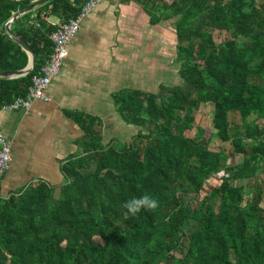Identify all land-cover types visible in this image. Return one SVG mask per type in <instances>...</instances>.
<instances>
[{
	"label": "trees",
	"instance_id": "trees-1",
	"mask_svg": "<svg viewBox=\"0 0 264 264\" xmlns=\"http://www.w3.org/2000/svg\"><path fill=\"white\" fill-rule=\"evenodd\" d=\"M34 1L0 0V72L28 64L6 25ZM89 1L52 0L36 11L64 23ZM122 2L141 5L153 25L172 22L181 82L115 96L129 130L138 128L129 141L107 145L100 121L72 114L83 154L62 164L59 189L40 182L0 200V264H264V0ZM33 14L13 30L37 64L0 78V106L28 94L54 50L58 27L35 28ZM203 105L214 130L196 118ZM144 195L158 207L126 219L125 202Z\"/></svg>",
	"mask_w": 264,
	"mask_h": 264
},
{
	"label": "crops",
	"instance_id": "crops-1",
	"mask_svg": "<svg viewBox=\"0 0 264 264\" xmlns=\"http://www.w3.org/2000/svg\"><path fill=\"white\" fill-rule=\"evenodd\" d=\"M38 15L34 11L32 19ZM62 23L50 16L45 31ZM164 24L153 25L141 5L122 0H107L82 20L69 56L50 84V102L35 101L29 111H0V129L13 146L11 167L0 182V200L40 182L59 189L62 164L83 154L79 142L84 131L73 113L100 121L105 144L123 138L129 127L116 111L115 96L123 90L156 93L160 84L171 82L178 40L175 29ZM172 46L170 60L166 52ZM112 130H117L116 137ZM241 160L237 156L236 164Z\"/></svg>",
	"mask_w": 264,
	"mask_h": 264
},
{
	"label": "built area",
	"instance_id": "built-area-1",
	"mask_svg": "<svg viewBox=\"0 0 264 264\" xmlns=\"http://www.w3.org/2000/svg\"><path fill=\"white\" fill-rule=\"evenodd\" d=\"M107 0H90L81 10L80 16L62 23L50 38L54 43V50L44 64L32 77V84L29 92L25 96H20L13 103L0 106V111H29L35 101L50 102V84L60 71L69 56V50L73 39L81 31L82 20L97 10ZM49 12H42L40 16L31 21L35 28L42 27V21H47L50 17ZM13 157V146L0 129V182L11 167Z\"/></svg>",
	"mask_w": 264,
	"mask_h": 264
},
{
	"label": "rangeland",
	"instance_id": "rangeland-1",
	"mask_svg": "<svg viewBox=\"0 0 264 264\" xmlns=\"http://www.w3.org/2000/svg\"><path fill=\"white\" fill-rule=\"evenodd\" d=\"M201 20H203V19H201ZM164 25H166L167 27L170 26L172 29H174L173 26H172V22H168V23L165 22ZM221 34H223V35H220L219 33H217V35H216V40L218 42H223L224 41V37H225L224 35L225 34L224 33H221ZM171 40L173 41V38ZM246 42H247L246 39H244V38H241L240 39V43L242 45L243 44H246ZM173 52H174L173 46L170 49H168L167 52H166V55H167V57H169L170 60H172ZM170 69L172 70V75L169 76L170 79H171V82H181V78H180V76L178 75V72H177V66H176V64L174 65V63H173V65H172V67H170ZM165 75H167V74H165ZM166 77L167 76H163V78L160 77V80L162 81ZM196 118H198L199 124H201L203 127H211L214 130L213 111H212V109H211L210 106L203 105L201 107V109L197 111ZM137 129L138 128L136 127V128H132V129L127 130V131H123V132H125V134L124 135H121L123 137L122 139L125 140V136L127 138L131 139L132 134H134V132H136ZM110 133H113L115 135V137H116V135H117L118 132H117V130H112V131H110ZM108 138L109 139H107V143H109V142L112 141V140H110L111 137H108ZM121 142L122 141H120V143ZM213 144L214 145H219L220 144V141L218 140L217 136L214 137ZM228 149L229 150L233 149V145H228ZM237 161L239 162V160H237ZM218 183L219 182H217V181L214 180V184H217L218 185ZM236 183L239 184V182H236ZM247 183L248 182L244 181L241 184H247ZM234 184H235V182H234ZM246 198H248V196H246ZM245 200H247V199H245Z\"/></svg>",
	"mask_w": 264,
	"mask_h": 264
},
{
	"label": "water",
	"instance_id": "water-1",
	"mask_svg": "<svg viewBox=\"0 0 264 264\" xmlns=\"http://www.w3.org/2000/svg\"><path fill=\"white\" fill-rule=\"evenodd\" d=\"M52 0H37L34 1L31 5L27 6L23 10L18 11L17 13L14 14V16L7 22L8 24L6 25L7 31L9 36L20 46L23 47V49L26 51V53L29 55V61L28 64L19 70L16 71H3L0 72V78H17L21 77L24 75H27L28 73L32 72L37 64V53L32 50L30 45L23 40L14 30H13V25L23 16L26 14H29L31 12H34Z\"/></svg>",
	"mask_w": 264,
	"mask_h": 264
},
{
	"label": "clouds",
	"instance_id": "clouds-1",
	"mask_svg": "<svg viewBox=\"0 0 264 264\" xmlns=\"http://www.w3.org/2000/svg\"><path fill=\"white\" fill-rule=\"evenodd\" d=\"M123 206L127 209L125 214L127 219L129 214L135 217L142 210H155L158 207V201L150 195H144L127 200Z\"/></svg>",
	"mask_w": 264,
	"mask_h": 264
}]
</instances>
